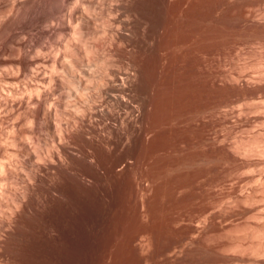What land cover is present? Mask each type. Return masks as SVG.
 Instances as JSON below:
<instances>
[{
  "label": "bare ground",
  "instance_id": "1",
  "mask_svg": "<svg viewBox=\"0 0 264 264\" xmlns=\"http://www.w3.org/2000/svg\"><path fill=\"white\" fill-rule=\"evenodd\" d=\"M201 2L0 0V264L70 244L81 212L103 225L122 182L141 196L192 185L216 75L199 31L174 28Z\"/></svg>",
  "mask_w": 264,
  "mask_h": 264
},
{
  "label": "rangeland",
  "instance_id": "2",
  "mask_svg": "<svg viewBox=\"0 0 264 264\" xmlns=\"http://www.w3.org/2000/svg\"><path fill=\"white\" fill-rule=\"evenodd\" d=\"M201 1L174 32L199 31L203 69L216 75L200 108L202 171L191 186L150 195L122 182L103 225L87 228L81 212L71 243L30 246L29 264H264V0Z\"/></svg>",
  "mask_w": 264,
  "mask_h": 264
}]
</instances>
